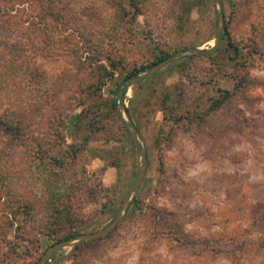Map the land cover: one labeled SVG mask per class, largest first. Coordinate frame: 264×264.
<instances>
[{
	"label": "rangeland",
	"instance_id": "obj_1",
	"mask_svg": "<svg viewBox=\"0 0 264 264\" xmlns=\"http://www.w3.org/2000/svg\"><path fill=\"white\" fill-rule=\"evenodd\" d=\"M64 1L78 24L70 31L57 28L56 37L71 35L83 63L96 66L101 58L109 66L111 56L118 71L101 90L100 73L77 70L64 56L56 61L38 56L50 80L35 88L3 68L5 56L25 50L0 30V111L22 107L27 125L25 142L0 127V176L8 189L6 197L0 194L4 264H38L60 244L64 233L46 234L53 197L79 192L74 230L81 235L112 224L144 161L116 114L111 129L100 130L99 123L92 133L89 122L104 118L114 83L121 81L120 91L128 80L122 74L151 65L162 52L216 46L215 0H149L137 16L129 7L118 14L109 0ZM221 1L228 27L223 35L239 47V56L186 55L158 72L153 84L126 90L128 108L138 93L133 120L149 160L130 202L132 214L127 211L108 237L67 247L44 264H264V0ZM224 46L222 37L219 50ZM89 84L90 94L84 93ZM223 91L233 98L209 112ZM80 113V129H66L65 115ZM177 114L180 122L173 121ZM85 185L97 186V197H86ZM16 201L31 204L32 215H10Z\"/></svg>",
	"mask_w": 264,
	"mask_h": 264
},
{
	"label": "trees",
	"instance_id": "obj_2",
	"mask_svg": "<svg viewBox=\"0 0 264 264\" xmlns=\"http://www.w3.org/2000/svg\"><path fill=\"white\" fill-rule=\"evenodd\" d=\"M116 8L117 13H126L127 7L132 9L135 13V15H140L142 12V7L146 2L149 0H109ZM193 12V6H191L187 12L188 17ZM78 24V21L76 20L73 11L71 9V5L64 0H0V30L3 33H6V35L9 38L14 37L13 41H17L21 47L24 48L25 51L18 50L14 53L9 54L10 58L5 56L3 59V68H9L13 74H17L21 76L25 83L28 82L29 84L33 85L35 88H41L42 85L46 84L50 80V75L47 72V70L43 67V65L36 59L39 57L43 59H49V60H58V58L63 57L67 59V64L72 67H76L77 70L81 71H89L91 76H95L96 73H100V77H102L98 82H100V85L98 86V89H101L106 85L105 79H114L116 71H118V65L116 64V60L112 59L111 56H108V61L110 62L109 66H106L102 64L103 61L101 58L96 60V66L93 64H85L82 62V56H80V50L77 48V45L74 44V40L71 39V35H65L63 37H56V29L61 28V30H71V26ZM47 28V29H46ZM225 30L228 33V27L225 26ZM223 35V40L225 42V46L221 48L219 51H217L214 55L206 56L209 58H215L217 55L222 54L223 52L227 51L230 54H234L235 57L239 56L240 49L239 47L231 41V38H229L228 34ZM6 44L5 46H7ZM4 46V44H3ZM4 46V47H5ZM14 47L16 45L14 44ZM194 48H198V46H195ZM25 53V54H24ZM29 59H27V56ZM31 54V55H30ZM98 57L101 56V54H97ZM172 54L169 52H162L161 55L157 58V60L152 63L151 65L144 66L140 69H135L132 72H130L127 76L123 77L124 74H122V77L120 79H130L134 77H138L145 72H147L149 69H151L154 65L162 62L163 60L170 57ZM197 55H189L187 58L191 59L196 57ZM232 57V56H230ZM115 58V57H114ZM232 60L234 58H231ZM100 63V64H99ZM170 70V69H168ZM103 72V74H102ZM94 74V75H93ZM160 73L155 74L151 78L142 81L138 84H135L134 86H137L139 90H141L144 86L150 85L154 83V79L159 75ZM121 85V81H116L114 83V87L111 91V94L113 95L111 99L106 100V103L104 104L106 114L102 115L104 118H100L101 120L98 121L94 119L93 121L89 122L90 125V131L92 133H97V129L99 128V123L102 124V128L100 130H104L106 128H110V125H115V117H113V114H116L118 122L124 130L125 133L128 134L131 138V144L134 148H136L134 140L132 138V135L127 127V124L125 120L123 119L122 114L120 113V110L118 108V96H119V87ZM93 84H89L87 86V89L82 88V91L84 93H88L92 90ZM223 95H221L219 98L214 100L213 104L209 108V112H217L222 107H224L227 103L231 101L233 98L232 93L229 91H223ZM127 92H125L124 95H126ZM168 99L170 97L164 98L163 105L164 109L163 111L166 113L170 109L168 108ZM138 100V93H134V98L131 100L132 107L128 108L129 114L133 120L134 118V112L136 110V106L134 105L135 102ZM150 98L146 99V104L149 105ZM89 108H94V104H90ZM22 107L11 109V107L6 108L3 111H0V127L9 135H16L19 137L22 141H26L25 132L27 129V125L22 119ZM54 112L57 113L56 110ZM83 114L80 113L75 116L71 115H65L66 129H80V124L83 121ZM182 116L179 117L177 114L173 121L180 122ZM105 121V123H103ZM112 121V122H111ZM134 122V120H133ZM175 122L174 125H177L178 123ZM118 124V125H119ZM138 131H140L138 124H136ZM78 149H74V156L77 155ZM115 167H119L118 164H114ZM0 176V194L7 196V187L3 184L4 181ZM84 195L90 196L91 198L98 195L99 189H97V186L89 187L88 185H85V188H82ZM3 193V194H2ZM76 193V192H75ZM79 192H77L72 197L67 198H57L53 197L49 200L47 204V210L46 215L47 219L49 221V226L46 227V234L47 236H53L55 238L59 237L61 233H64L63 237H59L58 243H62L64 241H67L71 238L77 237L81 235L78 231H75L74 227L76 225V222L79 221L80 217H77L76 208L77 205L81 202V197H79ZM85 195V196H86ZM86 196V197H87ZM4 196L2 199L5 198ZM6 201V200H5ZM10 202V201H9ZM139 203V199H135V203ZM6 204V202H4ZM133 203H131L128 213L129 216L132 214V207ZM10 209V215L14 216L16 218V215L18 213H23V215L28 216L32 215V205L27 204L25 202H14V204H11L9 206ZM73 228V229H72ZM93 243L86 244V246H89ZM83 246V245H81ZM79 246V248L81 247ZM4 264V263H0Z\"/></svg>",
	"mask_w": 264,
	"mask_h": 264
},
{
	"label": "water",
	"instance_id": "obj_3",
	"mask_svg": "<svg viewBox=\"0 0 264 264\" xmlns=\"http://www.w3.org/2000/svg\"><path fill=\"white\" fill-rule=\"evenodd\" d=\"M215 2L219 7V22H220L218 35L216 38L215 48H213L212 50H203L201 48H189V49L181 50V51L176 52L175 54L171 55L167 59L163 60L162 62L154 65L151 69H149L143 75H140V76L134 77V78H130L127 81L122 83V89L120 90L119 97H118V104H119L123 119L125 120L128 128L131 132L134 143L142 155V158L144 161V167H143L141 173L139 174V176L136 178V180L132 184L131 188L129 189L115 220L112 222V224H110L108 227H106L105 229H103L100 232L92 233V234L79 235L77 237L71 238L67 241H64V242H62L56 246L49 248L47 250V252L42 256V258L40 259L38 264H44L53 255L61 252L62 250H64L67 247H72L78 243H89V242H93V241L108 237L121 224V222L123 221L128 209H129L131 199H132L133 195L136 193V191H137L139 185L141 184L142 180L145 178V176L147 174L148 167H149L147 150H146L145 146L143 145L139 131H138L136 125L134 124V122H133V120L129 114L128 107L126 106L125 101H124V94H125L126 90H128L131 86L151 78L152 76H154L155 74H157L158 72H160L161 70H163L164 68L169 66L171 63L175 62L177 59H179L183 56H186V55L211 56V55H214L219 50V48L222 44L223 32L225 30V17H224V13H223L222 1L221 0H215Z\"/></svg>",
	"mask_w": 264,
	"mask_h": 264
}]
</instances>
